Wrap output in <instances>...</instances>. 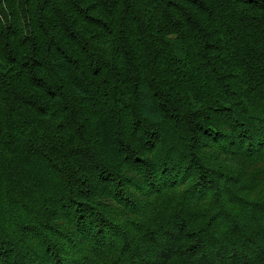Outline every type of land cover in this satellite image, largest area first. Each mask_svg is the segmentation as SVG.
<instances>
[{
	"label": "trees",
	"instance_id": "trees-1",
	"mask_svg": "<svg viewBox=\"0 0 264 264\" xmlns=\"http://www.w3.org/2000/svg\"><path fill=\"white\" fill-rule=\"evenodd\" d=\"M0 264H264V0H0Z\"/></svg>",
	"mask_w": 264,
	"mask_h": 264
}]
</instances>
